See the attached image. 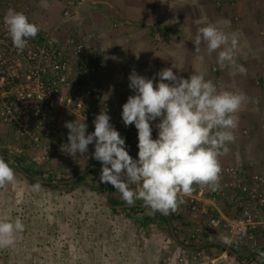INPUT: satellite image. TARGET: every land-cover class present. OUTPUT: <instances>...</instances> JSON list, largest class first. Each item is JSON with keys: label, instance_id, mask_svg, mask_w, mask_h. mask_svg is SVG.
I'll use <instances>...</instances> for the list:
<instances>
[{"label": "clouds", "instance_id": "obj_1", "mask_svg": "<svg viewBox=\"0 0 264 264\" xmlns=\"http://www.w3.org/2000/svg\"><path fill=\"white\" fill-rule=\"evenodd\" d=\"M4 24L20 52L42 30L26 13L15 9L7 11ZM193 43L196 49L206 44L209 54L219 50L221 68L235 64L239 38L216 23L199 28ZM238 71L246 73L242 65ZM129 88L133 94L122 105L121 118L126 127L134 125L138 130L137 158L130 155L125 137L111 123L107 110L96 115L92 132L87 131L85 121L66 122L69 132L61 151L75 158L87 155L89 145H94L92 155L101 163L99 182L110 184L129 205L143 201L153 214L174 213L183 203L181 193L190 194L193 185L215 191L222 171L220 157L235 140L237 113L246 94L219 89L202 72L185 78L173 67L151 78L132 71ZM154 128L158 130L155 138ZM15 178L10 162L0 157V186ZM24 229L19 217L0 218V248L13 246L17 233Z\"/></svg>", "mask_w": 264, "mask_h": 264}, {"label": "rangeland", "instance_id": "obj_2", "mask_svg": "<svg viewBox=\"0 0 264 264\" xmlns=\"http://www.w3.org/2000/svg\"><path fill=\"white\" fill-rule=\"evenodd\" d=\"M21 1L30 5L32 2ZM63 1L41 0L40 4L33 3L31 7L23 5L22 8L17 0L16 10L26 13L31 21L40 25L42 30L38 34L43 37H52L58 41V37H66L71 33L90 35L92 32L85 28L84 21L78 23L84 18L81 9L73 7L68 15H64V6L69 0ZM79 13L81 15L74 20L73 17ZM114 13L113 18L117 21L111 24L113 28L131 25L116 8ZM254 82L261 84L259 77ZM75 119L88 123V132L94 131V113L89 109L84 117ZM0 126L7 128L6 131H0L1 154L17 155L24 167L44 172L45 179L51 178L58 185L50 189L38 184L39 187H34L32 193L25 186L37 184L30 183L17 168H13L15 180L0 186V218L19 217L25 229L17 233L13 246L0 248V264H256L252 261L245 263L246 259L237 261L226 251L215 247L198 251L182 250L158 225L162 223L159 218L152 217L148 228H145L138 224L143 213L136 210L111 211L102 202L103 190L99 188L95 174L88 175L84 180L77 179L69 189L63 187L61 177L77 174L76 171L88 161L101 164L92 155L94 148L87 159L73 158L61 152L59 141L40 137V142L36 144L29 136L22 135L13 123L0 118ZM28 146H31L29 152L25 150ZM227 191L225 189L224 196H217L216 200L227 198ZM31 197L36 199L35 203H31ZM169 215L170 219L171 216L175 219L187 218L175 213ZM261 220L264 221V210ZM188 223H185L186 228L181 231L189 236L187 239L221 241L218 231L212 235L206 232L205 221L200 225L202 228L195 231H188L187 228H193ZM226 246L233 248L242 257L260 248L259 240L255 250L236 243ZM262 247L259 251L264 253Z\"/></svg>", "mask_w": 264, "mask_h": 264}, {"label": "crops", "instance_id": "obj_3", "mask_svg": "<svg viewBox=\"0 0 264 264\" xmlns=\"http://www.w3.org/2000/svg\"><path fill=\"white\" fill-rule=\"evenodd\" d=\"M30 1H32L31 5L41 3V0ZM18 4L22 8L23 5L31 7L29 3L25 4L21 0H18ZM75 8L81 9L84 13V18L78 23L84 21L85 28L92 32L86 36L81 34V37L87 38L88 42L97 46L103 54L104 69L97 80L99 99L108 107L107 111L114 126L116 119L121 117L122 105L130 96L127 88L132 71L142 72L149 78L156 76V73L166 67H173L174 72L185 78L191 73L202 72L206 79H211L219 89L242 92L247 97L237 113L238 126L234 130L235 140L228 145L229 152L220 157L222 171L219 184L226 181L223 173L225 165L254 163L256 169H262L261 167L264 166V0H81L79 6L76 5L73 9ZM114 8L123 18L128 19L131 25L119 29L113 28L111 24L117 21L113 18ZM80 15L79 13L73 19H78ZM208 23H216L229 35L238 36L239 46L234 65L226 64L221 68L217 62L219 50L209 54L204 43L196 49L193 41L198 30ZM241 65L246 69L245 74L238 71ZM154 67L157 69L153 70ZM256 77L260 78L261 84L254 82ZM75 118V115L66 108H59L54 122L67 135L69 129L65 127V123ZM78 121L84 122V120ZM6 129L5 126H0L1 132ZM157 131L154 128L153 133ZM30 147L25 150L29 152ZM93 148L94 145H89L87 155L75 158L87 159ZM91 174L96 175L95 172ZM131 187L138 189L139 185ZM25 188L32 193L35 191L34 185H27ZM112 190L119 192L114 188ZM35 201L36 199L31 197V203ZM213 203L216 214H231L228 198L221 197ZM208 207L209 202L205 199L200 202L199 210L195 215L188 216L186 220L175 219L173 216L171 218L178 230H184L185 223L189 222V226L193 228H187L188 231H195L201 229V223L207 219L204 209ZM96 210L100 211L99 208ZM257 229L260 248L253 253L264 254L259 251L264 246V223ZM253 257L254 255L249 258L250 261Z\"/></svg>", "mask_w": 264, "mask_h": 264}, {"label": "built area", "instance_id": "obj_4", "mask_svg": "<svg viewBox=\"0 0 264 264\" xmlns=\"http://www.w3.org/2000/svg\"><path fill=\"white\" fill-rule=\"evenodd\" d=\"M80 3L81 0H69L64 15ZM17 7L15 0H0V118L13 123L33 143L38 144L41 137L59 141L61 146L67 142V135L54 123L59 106L76 117H84L88 109L94 113V118L108 110L99 99L97 84L104 69L101 50L91 45L87 38L71 33L58 41L38 34L29 40L22 52L18 51L4 24L7 11ZM127 89L132 95L129 86ZM115 128L125 137L130 155L137 158L138 130L134 125L126 127L121 117L116 119ZM156 135L153 133V138ZM261 168L256 169L254 163L225 165L226 181L218 183L215 191L193 185L190 194L181 193L183 203L175 215L193 216L199 210L200 202L207 199L209 207L204 209L206 232L212 235L218 231L225 244H243L255 250L258 245L256 230L264 223L261 220L264 166ZM225 189L228 190L231 214H216L213 202L217 196H224Z\"/></svg>", "mask_w": 264, "mask_h": 264}, {"label": "trees", "instance_id": "obj_5", "mask_svg": "<svg viewBox=\"0 0 264 264\" xmlns=\"http://www.w3.org/2000/svg\"><path fill=\"white\" fill-rule=\"evenodd\" d=\"M6 153V152H5ZM1 154V152H0ZM13 158H15L16 161L19 162V164L27 171H29L30 173H32L33 175L37 176V177H41V178H46L44 172H39L38 170H35V169H30V168H27V167H24V165L22 164V161H20L21 159L13 154L12 155ZM6 159V158H5ZM8 161V159H6ZM10 162V161H9ZM95 162H86L81 169H78L76 172H79L80 170L88 167L89 165L93 164ZM11 166L13 168H16L14 164H12V162H10ZM100 171L99 169H95V170H91L85 174H83L78 180H84L88 175H90L91 173H96V175L98 176V186L100 189L104 190L105 189V184H101L99 182V174H100ZM76 174V173H74ZM74 174L68 176V177H61L60 180H64V179H67V178H71L72 176H74ZM48 179V178H47ZM31 183H34V184H40V185H44V186H47V187H50V188H57L58 185L56 184H42V183H39L35 180H32V179H29ZM49 180H51V178H49ZM71 186H73V183H66V184H63V187H66L67 189H69ZM92 189H95V187H92ZM113 187L111 185L108 186V190H109V201L112 203V204H123V203H126L122 197H121V194L119 192H116V191H113L112 190ZM123 210H136V211H139L141 213H143V216H142V219L138 220V224H140L142 227H145V228H148L149 224H150V221L153 220L152 217H155V218H159L162 223H158L159 226H161V228L163 229V231L166 232V234L168 235V237L172 239L170 233H169V230H168V227L167 226V222L165 220V218L159 214V213H155L153 214L149 209L147 208H143V207H139V206H132V207H126V208H123V209H116V208H111V211L113 212H122ZM170 216V215H169ZM171 222L173 224V227H174V230H175V233L177 234L178 238L180 239V241H182L186 246H193V245H199V244H202V243H207L209 241H212L211 239H205V240H191V239H187L184 234L178 230L176 228V226L174 225V222L173 220L171 219ZM156 225V227L159 229V226ZM218 248L222 251H226V253L230 256H233V254H231L226 248L222 247L221 245L219 244H208L206 246H203L199 249H190V250H193V251H198V250H203L205 248ZM183 249V248H181ZM240 254V253H239ZM255 253H251L250 255L246 256V257H242L241 254V260L242 259H246L248 260L250 257H252ZM260 254V253H259ZM262 255V257H253L252 258V262H255L256 264H264V254H260ZM234 257V256H233ZM235 258V257H234ZM237 261L238 259L235 258Z\"/></svg>", "mask_w": 264, "mask_h": 264}, {"label": "water", "instance_id": "obj_6", "mask_svg": "<svg viewBox=\"0 0 264 264\" xmlns=\"http://www.w3.org/2000/svg\"><path fill=\"white\" fill-rule=\"evenodd\" d=\"M0 157H4L6 159H8V161L12 162V164L15 165V167L17 168V170L24 176H26L27 178H30L32 180H35L39 183H45V184H48V183H57L56 181L54 180H49V179H45V178H41V177H37L35 175H33L32 173H30L29 171L25 170L20 164L18 161L15 160V158H13L12 156H8V155H5V154H0ZM93 169H99L101 170V165L100 164H92V165H89L88 167L82 169L81 171H79L77 174H75L74 176H72L71 178H67V179H64V180H61L60 182L61 183H71L77 179H79L83 174L93 170ZM108 185L109 184H105V189L103 191V202L106 206H108L109 208H116V209H120V208H126V207H132V206H139V207H143V208H147L143 202H135L134 204L132 205H129L127 203H123V204H112L110 201H109V190H108ZM148 209V208H147ZM160 214V213H159ZM166 222H167V226L168 227V230H169V233L171 235V237L173 238V240L176 242L177 245H179L181 248H186V249H199L203 246H206L208 244H219L221 245L222 247L226 248L231 254H233V256L235 258H237L238 260H241V256L238 252H236L233 248H231L230 246H226V244L224 242H221V241H209L207 243H202V244H199V245H193V246H186L182 241H180V239L178 238L177 234L175 233V230H174V227H173V224L171 222V219L168 215H163L161 214ZM254 257H262V255L260 254H254ZM250 259L247 260V262H249Z\"/></svg>", "mask_w": 264, "mask_h": 264}]
</instances>
